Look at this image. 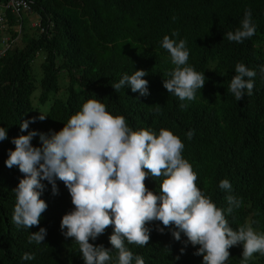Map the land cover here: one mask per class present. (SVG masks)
<instances>
[{"label": "trees", "instance_id": "16d2710c", "mask_svg": "<svg viewBox=\"0 0 264 264\" xmlns=\"http://www.w3.org/2000/svg\"><path fill=\"white\" fill-rule=\"evenodd\" d=\"M29 1L31 12L38 16L35 34L22 46L16 45L17 17L6 11L11 40L0 56V126L8 130V139L0 142V264H84L78 244L66 239L60 229L62 216L73 209L62 182L57 181L59 194L53 195L51 185L44 181L41 198L48 207L38 226L18 228L12 221L13 189L23 174L4 162L9 149L15 148L12 138L27 135L21 132L20 123L38 117L33 101L37 86L33 60L39 54L42 60L35 100L45 104L50 95L52 99L43 114L48 118L30 123L28 131H59L88 99L99 100L114 116H124L133 130L150 129L157 135L160 129L170 130L184 144L182 156L197 173V187L225 210L233 230L249 225L264 234V0ZM248 9L255 34L243 43L229 41L226 34L240 27ZM173 32L178 35L172 36ZM1 34L0 30V38ZM166 35L177 43L186 41V66L206 77L195 100L180 101L163 87L175 68L161 46ZM238 63L256 72L252 95L245 94L239 101L228 91ZM136 69L148 73L143 77L148 81L147 96L132 92L130 87L118 92L112 88ZM189 131L193 132L191 139ZM40 143L39 136L33 138L34 146ZM162 179L149 176L146 185L159 192ZM225 179L232 186L230 193L219 187ZM228 195L241 201L231 214L226 211ZM157 226L164 227L159 222L149 225L151 238L144 247L125 241L134 256H141L145 264H202L203 256L194 254L198 245L187 242L183 233L176 241L173 229L164 228L160 233ZM40 228L47 230L44 241L29 243L31 232ZM112 231L109 227L90 243L110 249ZM238 246L229 249L226 264H241ZM25 253L35 258L24 260ZM112 255L115 257V250ZM248 264H264V255L255 253Z\"/></svg>", "mask_w": 264, "mask_h": 264}, {"label": "clouds", "instance_id": "9594fccd", "mask_svg": "<svg viewBox=\"0 0 264 264\" xmlns=\"http://www.w3.org/2000/svg\"><path fill=\"white\" fill-rule=\"evenodd\" d=\"M256 32L251 10H245L240 27L228 32L227 39L237 43L251 38ZM173 32L172 36H177ZM161 46L170 54L175 68L168 73L163 87L180 101H192L198 89L206 82L204 73L186 66L189 51L186 41L165 36ZM264 72V67L261 68ZM148 73L136 69L132 75H123L112 84L115 91L130 87L132 92L147 96ZM256 72L243 63L235 66L228 91L237 101L245 94L252 95L253 77ZM247 78V79H246ZM186 107L181 104V108ZM159 112V108L156 109ZM48 118L40 114L24 120L19 127L27 135L13 137L14 149H9L5 165L16 167L23 178L19 180L15 193L16 203L12 221L19 228L38 226L47 203L41 198L46 184L51 185L53 195L59 194L57 181L67 188L73 209L62 216L60 229L65 238H71L79 246L84 264H145L144 259L133 254L126 245L144 247L149 244L152 229L149 225L159 222L157 231L171 228L176 241L181 234L187 242L199 246L194 253L203 256L202 264H226L229 249L243 245L241 264H248L255 253L264 255V234L251 226L242 225L233 230L225 216V210L203 194L197 187V173L182 156L184 144L170 130L160 129L157 135L150 129L133 130L122 115H113L105 104L97 99H88L80 111L71 115L59 131L48 133L28 131L29 124L37 119ZM8 130L0 126V142L8 139ZM193 132L187 136L192 138ZM39 136L40 146L32 140ZM163 178L159 192L150 190L146 181ZM219 187L231 192L232 186L225 179ZM227 213L239 208L241 201L232 195L226 196ZM111 227V248L95 241ZM47 235L45 228L31 232L29 243L40 244ZM116 255L113 257L112 251ZM183 252V249H181ZM25 253L24 260L34 259Z\"/></svg>", "mask_w": 264, "mask_h": 264}, {"label": "rangeland", "instance_id": "374dc122", "mask_svg": "<svg viewBox=\"0 0 264 264\" xmlns=\"http://www.w3.org/2000/svg\"><path fill=\"white\" fill-rule=\"evenodd\" d=\"M21 19H22V23H21V27H20V32H19V37L17 39H15L14 41L16 42L15 44L18 46H22L23 45V41L27 40L29 37H31L33 34H35L36 28L38 27V16L37 14H35L34 12H25L22 11L21 13ZM8 35V33H7ZM42 60V55L39 54L37 55L34 60H33V69H34V73L37 77L36 79V89L33 92V101L35 104H37L38 109H37V115L39 116L40 114H44L46 112V110L49 107V104L51 102L52 96H49V99L47 100V102L45 104H39L36 103L35 97L39 94V86H38V76H39V70L40 68L39 63ZM61 81H63V78L60 79ZM63 88V87H62ZM239 251H243V245H239L238 246Z\"/></svg>", "mask_w": 264, "mask_h": 264}, {"label": "built area", "instance_id": "2783aa9c", "mask_svg": "<svg viewBox=\"0 0 264 264\" xmlns=\"http://www.w3.org/2000/svg\"><path fill=\"white\" fill-rule=\"evenodd\" d=\"M6 11H9L10 13L14 14L17 17L16 24L14 25V30L17 31L19 35L20 27L22 23L20 14L22 13V11L31 12L30 1L7 0L5 2L0 3V30L2 31L0 38V56L3 55L6 49L9 47V41L11 40V36L7 31V24L5 17ZM41 30H43V28H41Z\"/></svg>", "mask_w": 264, "mask_h": 264}]
</instances>
